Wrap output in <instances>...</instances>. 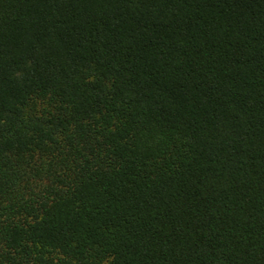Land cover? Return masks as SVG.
<instances>
[{"label":"trees","instance_id":"1","mask_svg":"<svg viewBox=\"0 0 264 264\" xmlns=\"http://www.w3.org/2000/svg\"><path fill=\"white\" fill-rule=\"evenodd\" d=\"M0 264H264V0H0Z\"/></svg>","mask_w":264,"mask_h":264}]
</instances>
